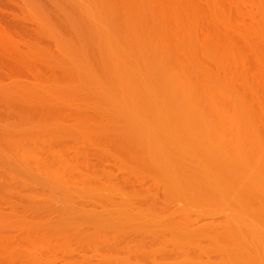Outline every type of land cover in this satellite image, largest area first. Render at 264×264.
<instances>
[{"label":"rangeland","instance_id":"rangeland-1","mask_svg":"<svg viewBox=\"0 0 264 264\" xmlns=\"http://www.w3.org/2000/svg\"><path fill=\"white\" fill-rule=\"evenodd\" d=\"M0 264H264V0H0Z\"/></svg>","mask_w":264,"mask_h":264}]
</instances>
